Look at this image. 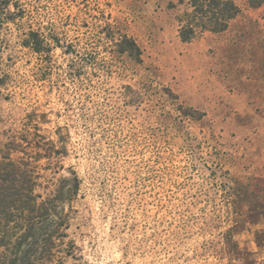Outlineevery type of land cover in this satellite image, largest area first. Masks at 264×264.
<instances>
[{"label": "rangeland", "instance_id": "rangeland-1", "mask_svg": "<svg viewBox=\"0 0 264 264\" xmlns=\"http://www.w3.org/2000/svg\"><path fill=\"white\" fill-rule=\"evenodd\" d=\"M237 3L187 42L186 0H12L0 158L21 144L43 197L81 180L55 264H264V3ZM110 26L142 63L110 52Z\"/></svg>", "mask_w": 264, "mask_h": 264}, {"label": "trees", "instance_id": "trees-1", "mask_svg": "<svg viewBox=\"0 0 264 264\" xmlns=\"http://www.w3.org/2000/svg\"><path fill=\"white\" fill-rule=\"evenodd\" d=\"M11 2L0 0V39L5 23L13 18ZM186 3L179 17V32L187 42L206 31L224 32L241 10L237 0H186ZM108 29L111 53L127 54L136 62H143V51L134 37L111 26ZM22 43L41 54L50 47L35 30L27 32ZM20 145L16 140L8 142L0 158V264H55L58 253L73 252L66 243L70 223L64 204L78 194L81 180L72 171L71 177L61 179L62 185L54 195L43 197L38 190L41 176L36 166L25 156L12 155Z\"/></svg>", "mask_w": 264, "mask_h": 264}]
</instances>
